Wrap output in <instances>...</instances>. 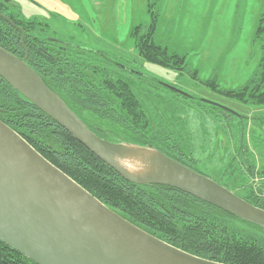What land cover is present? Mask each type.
I'll return each instance as SVG.
<instances>
[{
    "label": "trees",
    "instance_id": "trees-1",
    "mask_svg": "<svg viewBox=\"0 0 264 264\" xmlns=\"http://www.w3.org/2000/svg\"><path fill=\"white\" fill-rule=\"evenodd\" d=\"M30 25L33 28L29 29L38 35L26 36L22 42L21 34L0 18V47L32 68L93 133L111 143L154 148L197 172L178 156L181 147L174 133L165 130L163 123H154L130 83L116 76L113 62L101 53L90 54L82 47L46 35L43 26ZM155 31V23L132 31L139 56L152 64L185 71V58L169 55L167 49L157 45ZM253 45L260 51L261 60L242 89L220 91L215 80L206 85L240 102L264 106V4ZM193 77L197 78L196 72ZM0 121L110 210L161 241L220 264H264V228L175 189L128 182L1 76ZM238 155V168L233 166L224 173L225 178L216 182L264 210L261 190L256 189L254 182L247 184L250 170L242 165L249 163L248 158L245 152ZM254 175L252 171L251 179ZM0 264L35 263L0 241Z\"/></svg>",
    "mask_w": 264,
    "mask_h": 264
},
{
    "label": "rangeland",
    "instance_id": "rangeland-1",
    "mask_svg": "<svg viewBox=\"0 0 264 264\" xmlns=\"http://www.w3.org/2000/svg\"><path fill=\"white\" fill-rule=\"evenodd\" d=\"M16 1L26 21L46 23L55 39L113 62L116 76L130 83L154 123L174 133L178 156L197 172L214 181L225 178L245 152L247 184L254 182L264 199V106L220 92L242 89L259 66L253 40L263 0ZM154 23V42L184 57L185 71L139 56L131 33ZM211 80L220 91L206 85Z\"/></svg>",
    "mask_w": 264,
    "mask_h": 264
},
{
    "label": "water",
    "instance_id": "water-1",
    "mask_svg": "<svg viewBox=\"0 0 264 264\" xmlns=\"http://www.w3.org/2000/svg\"><path fill=\"white\" fill-rule=\"evenodd\" d=\"M0 76L128 182L175 189L264 228L263 209L209 177L154 148L98 137L32 68L1 47ZM123 156L147 158L157 173L136 177L116 162L115 157ZM0 241L35 264H220L175 248L126 221L2 121Z\"/></svg>",
    "mask_w": 264,
    "mask_h": 264
},
{
    "label": "flooded vegetation",
    "instance_id": "flooded-vegetation-1",
    "mask_svg": "<svg viewBox=\"0 0 264 264\" xmlns=\"http://www.w3.org/2000/svg\"><path fill=\"white\" fill-rule=\"evenodd\" d=\"M30 3L35 5L34 1L32 0H30ZM0 18L12 26L17 31V33L21 34L22 42L26 36L36 34L38 35L37 31L29 29V27L33 28V26L30 25L31 23H36L37 25L43 26V28L47 30L46 35H53L46 23L34 21L35 19L26 21L24 18H22V12L19 11L18 2L16 0H0ZM14 21L18 23L16 24Z\"/></svg>",
    "mask_w": 264,
    "mask_h": 264
},
{
    "label": "bare ground",
    "instance_id": "bare-ground-1",
    "mask_svg": "<svg viewBox=\"0 0 264 264\" xmlns=\"http://www.w3.org/2000/svg\"><path fill=\"white\" fill-rule=\"evenodd\" d=\"M115 160L126 171H128L130 174L136 177L153 176V174L156 172V170L149 164L148 161L147 162L149 165L146 163L147 158L143 159L141 157L123 156V157H115Z\"/></svg>",
    "mask_w": 264,
    "mask_h": 264
}]
</instances>
